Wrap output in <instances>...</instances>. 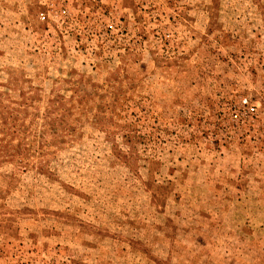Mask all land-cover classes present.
Instances as JSON below:
<instances>
[{
  "label": "rangeland",
  "instance_id": "1",
  "mask_svg": "<svg viewBox=\"0 0 264 264\" xmlns=\"http://www.w3.org/2000/svg\"><path fill=\"white\" fill-rule=\"evenodd\" d=\"M0 264H264V0H0Z\"/></svg>",
  "mask_w": 264,
  "mask_h": 264
},
{
  "label": "built area",
  "instance_id": "2",
  "mask_svg": "<svg viewBox=\"0 0 264 264\" xmlns=\"http://www.w3.org/2000/svg\"><path fill=\"white\" fill-rule=\"evenodd\" d=\"M43 19H45V17L43 16ZM252 110L254 111V108H252Z\"/></svg>",
  "mask_w": 264,
  "mask_h": 264
}]
</instances>
